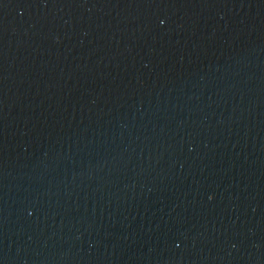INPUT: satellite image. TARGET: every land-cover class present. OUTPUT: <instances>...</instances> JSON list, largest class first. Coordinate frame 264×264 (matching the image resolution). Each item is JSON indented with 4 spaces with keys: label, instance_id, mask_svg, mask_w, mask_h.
<instances>
[{
    "label": "water",
    "instance_id": "1",
    "mask_svg": "<svg viewBox=\"0 0 264 264\" xmlns=\"http://www.w3.org/2000/svg\"><path fill=\"white\" fill-rule=\"evenodd\" d=\"M0 264H264V0H0Z\"/></svg>",
    "mask_w": 264,
    "mask_h": 264
}]
</instances>
